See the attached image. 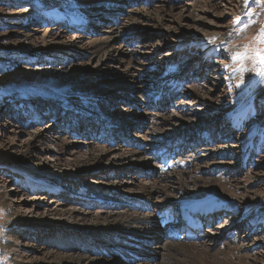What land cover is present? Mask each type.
<instances>
[{"label":"rangeland","instance_id":"374dc122","mask_svg":"<svg viewBox=\"0 0 264 264\" xmlns=\"http://www.w3.org/2000/svg\"><path fill=\"white\" fill-rule=\"evenodd\" d=\"M114 2L0 0V264H67L77 253L95 257L90 252L96 254L92 247L97 243L105 248L111 245V238L124 241L121 232L97 240L88 234L80 236L77 228L88 226L93 219L82 221L67 215L69 209L122 214L125 194L135 189L132 183L148 184L152 175L138 174L136 156H111L131 148L116 138L118 130L112 133L113 146L120 149L104 150L102 159L88 158L87 163L72 161L74 157L82 159L90 146H109L98 140L103 136L98 121L110 123L112 129L120 125L119 130H125L121 137L126 135L136 143L140 156L149 153V142L157 139L174 138L172 142L177 144L180 136L176 135L180 134L191 141V147L177 158V162L186 163L187 172L177 177L190 182L195 175L204 178L206 185L218 183L220 190L219 185L212 188L219 195L216 197H224L228 204L236 200L238 207L232 208L233 213L237 208L242 217L231 226L228 219L235 216L225 211L218 223L234 229L226 232L215 248L246 246L238 253L250 257L244 263L264 264V221L252 232L244 219L250 200L264 199V65L254 58H235L245 51V45L249 52L264 48L255 39L264 29V0ZM77 5L86 10H80L75 20L70 15L76 13L72 10ZM63 11L69 15H62ZM111 28L117 36L115 48L124 53L113 52L111 59L98 64L87 48ZM58 45H64L66 51H43ZM130 60L135 63L129 67ZM88 67L94 68L93 74L87 80L79 78ZM105 73L134 75L135 80L121 90L103 89L97 75ZM46 87L50 95L45 94ZM156 90L158 94H154ZM86 91L90 95H84ZM63 101L72 106L71 113L55 103ZM235 101H240L238 109L228 111L227 105ZM77 109L93 125L75 128ZM161 119L166 122L160 123ZM30 138H34V146L23 155ZM42 173L56 189L46 190L48 182L35 184ZM182 196L178 190L168 189V193L153 195V204L145 210L128 205L125 209L147 214L156 205L170 203L176 211ZM56 204L60 211L53 210ZM47 221L52 224H45ZM57 222L64 225L57 226ZM162 231L153 237L158 243ZM45 249L64 255L63 261L43 259ZM154 252L157 264H164L162 249Z\"/></svg>","mask_w":264,"mask_h":264},{"label":"bare ground","instance_id":"6f19581e","mask_svg":"<svg viewBox=\"0 0 264 264\" xmlns=\"http://www.w3.org/2000/svg\"><path fill=\"white\" fill-rule=\"evenodd\" d=\"M108 1L114 2V0H108ZM82 9L86 10L85 7L77 5L75 9L72 10V12L76 11V13H74V15L72 13V15L70 16L74 18L75 20H77L78 12ZM62 15H69V13L63 11ZM151 18L152 17L149 16L148 19H151ZM104 32H105L104 36L97 37L94 41L90 43V45L87 48L88 53L92 57H95L97 59L98 64L108 59H111L113 56V52L114 53L116 52L124 53V51L120 49V47L115 48L116 46H114V39H116L117 37L115 35L116 34L115 30L111 28V29L104 30ZM43 51L45 53H48V52L49 53H56V52L64 53L66 51V48L64 45H58L53 48H50V46H47L45 47ZM119 61H121V59H119ZM134 63H135L134 60H130L128 61L127 66L129 65L130 67V65ZM137 66H140V65H137ZM134 69L135 71H138L139 67H135ZM93 70L94 68H90V67L85 68L79 74V78H83L87 80V78L93 74ZM126 72L129 74V72L131 71L128 69L126 70ZM134 77H135L134 75H130L127 78L126 75L118 76V75L107 74V73L102 74L100 76L97 75V78L100 80V86H102L103 89H106L107 86H111L110 90H121L122 88L126 86V83L132 84L133 80H135ZM73 80H69V81H73ZM179 84H180V80L175 82L174 87ZM69 86L70 85H68L67 87ZM47 89L49 88L46 87V89H44V92H46L45 94L50 95V92L47 91ZM157 92L158 90H156L154 94H158ZM83 94L90 95V91H86ZM150 95H153V93L152 94L150 93ZM161 96L164 97L163 93L161 94ZM55 103L60 105L62 107L61 109H66L67 107L68 114L73 111L72 109H69L72 107L69 103H66V102L64 103V101L55 102ZM60 103H64V105H61ZM66 104H69V105H66ZM239 105H240V101H235L234 103L228 104L226 108H228L227 110L230 111L231 108L236 107L233 110H237ZM233 110H231L230 112H232ZM74 113L76 115V120L73 123L75 128L76 126L83 127L90 123V118H87L86 114L84 112H81L80 109H77ZM144 117H145L144 115L141 116L140 120L143 121ZM62 119L64 120L66 119V117H62ZM78 120H81V121L84 120L85 123L79 124ZM163 122L165 123L166 119L160 120V123H163ZM112 128L110 126V123L108 124L105 123L104 130L105 132H107V134L110 133L109 135H112V133H114L115 129H112ZM119 129H120V125H118L116 130H119ZM196 130L199 131V128H197ZM122 131L124 132L125 130H121V132ZM177 136H180V141L174 145L175 146L174 149L176 148L178 149V147H180L182 141L184 140H185L184 141L185 145L192 144L191 141H187L186 139L181 137L180 134H177L176 137ZM108 141L111 142V139ZM170 142L171 140L169 138H165L163 140L157 139L155 141L149 142L147 150L149 149L151 152H155L157 149H159L160 154L164 152L172 153L173 150L170 147L172 144L170 145ZM34 143H35L34 138H30L27 145L24 147L25 149L23 150L22 154L24 155L27 151H31V148L32 146H34ZM115 143L116 142H114L113 145H115ZM126 144H132V142L128 140L126 141ZM113 145L109 144L108 147L100 148V149L98 147L90 146L89 149L86 151L85 156L83 158L81 157L82 159H79L78 157H74V158L70 157V158H72V161L76 162V164L77 163L82 164L83 162L87 163V161L89 160L88 158H90V160H94L95 157H100V159H102L104 156L102 154V151L104 150L114 151L116 149H120L119 146H113ZM111 146L113 147L111 148ZM138 149L139 148H134L133 146H131V148H123L122 150H120L122 151V153L118 155L116 153H112L111 155L112 157H115L116 159H120V158L130 159L133 156H136L134 160L136 161V165H137L136 169L138 170V174H140L139 169L141 167L145 169L147 168L152 169L150 173V175L152 174L151 175L152 177L149 176V180L147 181L149 182L148 184H145L139 180H136L132 183L133 186H135L134 188L137 191L134 189L130 194H125V197H124L125 204L123 203L124 211L122 214L118 215V213L116 212L114 213L112 211H98V213L94 214V213H91L90 211L77 210V209H69L67 212V215H69L68 216L69 218L72 217L76 220L84 221L87 217L93 219L92 223L89 222L90 223L89 225L86 223L88 226L80 225V227L77 228L78 230H80L79 232L81 233L80 236L88 234V236H90L91 238H95V240H97L100 237L101 238L105 237L106 234H110V233L114 234L116 232H121L125 234L124 241L120 243L114 240L113 238H111L113 240L111 245L105 248L97 247V246H100V243L99 244L97 243V245H93L92 247V249L96 252V254L88 250V252H90L91 254H94L95 257L89 258L85 255H82V254L80 255L79 253H77L76 257H73V256L70 257V260L68 261L67 264H116L113 259L119 260L122 263L123 261H125V262H128V264H157V257L155 258L154 249H159V250L162 249V253L165 256L164 264H245L244 260L248 256L242 257L243 255L242 254L239 255L238 253L240 249L243 250L245 249L246 246L234 244L233 246L229 248L226 247L225 249L221 247L215 248L217 247L215 246L217 245V242L221 243L220 242L221 238L223 237H224L223 239L226 238V235H225L226 232H230L232 231L231 229H234V227L230 228V226H225V224H219L220 222L217 223L221 218L220 217L221 213L225 212L226 210L227 212H229L230 216H235L233 220H232V217L230 218V222H232L231 226H234L233 224L237 220L242 219V217L240 218L239 215H237L238 214L237 208L233 213L232 208L237 206L236 200L233 201V203L231 202V204H228L224 200H222L224 199V197L222 196H220L219 198L216 197L219 195L214 194L212 188L213 186L219 185L218 183H215V185H206L205 184L206 180L204 178L199 179L195 175H193V179L190 180V182L183 180L181 177H177V175H182L187 172L186 169L184 168V166L187 167L185 162L184 164H182V162H179V163L174 162V163L169 164L168 166H165L164 163L159 161L160 155L154 160V158L151 157L150 155L140 156L141 152H139ZM13 158H15V160L17 161H20L18 157L13 156ZM100 159H98V161ZM214 164L216 163L214 162L211 163V165H214ZM140 170H143V169H140ZM128 171H131V170H128ZM195 172L202 173V171L199 169H196ZM75 175L79 176L77 172H75ZM35 180H37V183L35 184L40 185V186L44 184L42 182H48L49 186H45L46 190H48L49 188H53V190L56 189V187L52 185V183H50V178L44 173H42L37 178H35ZM201 180H203L204 182ZM201 182L203 183L201 184ZM188 185L192 187L189 189L187 187ZM168 189H171L173 191L178 190L181 193V195H183L178 200L179 205L176 208V211H178V214L180 213L181 216L186 215L188 219L191 220L194 217L193 213L197 210H207V211L212 210L214 212V216L217 219V221L214 224L215 227L213 229L208 228L207 230H205L208 233L207 234L208 236L203 237V238L196 237L195 238L196 240L195 239L188 240L189 243H186L187 240H176L171 234L172 229H171L170 224H168L167 221L164 220V218L166 217V214H169V218L172 217L171 213L173 212V210H175V208L170 203L156 205V207H153L151 211L149 212L147 211V214L140 213L138 210H137L138 212L129 213L125 209V206L128 205L129 208L131 206V207L142 210L143 207L150 206L153 204V199H152L153 195H155L156 193L161 194V192L168 193ZM217 190H220V185L217 187ZM82 199H83V196H82ZM260 200L261 198L259 200H250L252 204L250 205V207L245 208V212L247 216L244 217V219H245V222H248L249 224L247 226V230L249 228L252 230V232L260 228L261 227L260 223L264 221V199H262L261 201ZM154 201L157 202L158 200L155 199ZM109 203H111V201H109ZM59 205L60 204L54 205L53 210L60 211V209H57V206ZM74 213H77V215ZM237 217L239 219H236ZM44 223L47 225H50V223L52 224V222H49V221L44 222ZM25 224H30V223H25ZM187 224L191 226L193 223L187 222ZM56 225L60 226L64 224L61 222H57ZM134 226H137L139 230L137 227H134ZM133 227L135 230L133 229ZM164 228H165L166 233L165 235L161 236L162 241L158 243L156 240H154L155 238L153 239V237H156V234L159 231L161 234V231ZM262 241H264V238L262 239ZM118 244H122V245H118ZM151 244H153L154 247L148 248V246H150ZM250 246H248L247 249ZM261 256L264 257L263 252L261 253ZM63 257L65 256L59 255L53 250L43 251V254H42L43 259L51 261V262L63 261ZM240 257L242 258L240 259ZM233 258H235V260H233ZM142 260H146V261L143 262Z\"/></svg>","mask_w":264,"mask_h":264},{"label":"snow or ice","instance_id":"6c2138e0","mask_svg":"<svg viewBox=\"0 0 264 264\" xmlns=\"http://www.w3.org/2000/svg\"><path fill=\"white\" fill-rule=\"evenodd\" d=\"M245 3H248V0H245ZM256 43L264 44V29L257 35ZM245 51L242 53H237L235 58H239L241 56L254 58L260 65H264V48H254L249 52L248 45L244 46Z\"/></svg>","mask_w":264,"mask_h":264}]
</instances>
